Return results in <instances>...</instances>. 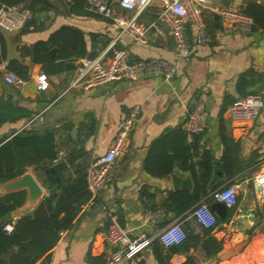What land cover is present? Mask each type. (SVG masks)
<instances>
[{
	"label": "crops",
	"instance_id": "obj_1",
	"mask_svg": "<svg viewBox=\"0 0 264 264\" xmlns=\"http://www.w3.org/2000/svg\"><path fill=\"white\" fill-rule=\"evenodd\" d=\"M106 1L117 13L127 17L135 14L121 8L116 0ZM249 2L264 6V0H205L200 17L210 40L206 44L196 43L194 28L185 26L186 42L191 46L188 59H179L168 28L162 23L158 24V30L150 27L146 42L141 43L128 33L119 34L113 19L89 11L86 1L83 5L74 0H22L10 4L30 8L33 18L15 33L0 30L5 39L7 62L21 63L27 74L22 77L27 83L16 89L4 82V68H0V145L24 130L39 134L50 131L56 150L53 164L64 163V176L73 178L86 172L88 165L106 152L120 120L134 108L138 111L125 147L94 204L83 205L72 227L61 232L49 255L35 264H102L111 253L105 237L114 216L131 229L132 235L159 231L174 221H181L186 233L190 230L201 235L204 230L195 233L188 218L195 206L181 215L168 213L163 206L169 193L192 189L190 174L175 165L169 175L157 177L147 170L145 162L155 139L179 128L186 132L187 116L198 101L203 102L207 110L206 127L198 134V152L208 150L213 159L219 161L223 146L218 129L222 122L227 136L239 143L241 158L247 161L254 154L257 158L248 172L220 186L237 184L238 178H244L239 184L237 205L228 208L230 222L226 224L218 219L217 226L210 229L214 237L222 241L221 251L206 260L200 250L195 254L203 264H262L264 202L252 178L264 170V105L254 119L245 121L231 119L228 108L242 97L236 89L237 82L247 70H251L255 81L247 92L262 93L264 102V30L228 32L227 22L221 16L222 10H242ZM162 6V1L152 0L136 20L144 26L151 24ZM215 13L221 16V29L214 25ZM63 27L83 34L87 54L92 52L96 56L105 50L110 52L112 47L123 48L131 62L162 60L175 67V74L170 79L161 75L145 76L88 88L71 87L81 58L58 60L59 49L52 46L49 49L52 61L62 63L53 73L50 64L35 63L30 56L23 57L19 53L22 47L48 40ZM52 48L56 49L53 56ZM67 62L74 66L67 68ZM7 69L11 70L8 65ZM40 73L47 75L49 83L43 92L31 87ZM187 142L190 141L187 139ZM198 159V155L193 157V160ZM25 173L31 174L41 186V199L47 196L49 191L43 185V172L28 165ZM173 175L189 177L191 187L174 188ZM201 201L206 202L204 198ZM254 217L260 218L257 225L250 221ZM183 259L179 251L173 252L170 263L178 264ZM130 264H158L154 243Z\"/></svg>",
	"mask_w": 264,
	"mask_h": 264
},
{
	"label": "trees",
	"instance_id": "obj_2",
	"mask_svg": "<svg viewBox=\"0 0 264 264\" xmlns=\"http://www.w3.org/2000/svg\"><path fill=\"white\" fill-rule=\"evenodd\" d=\"M0 1L10 5L22 0ZM85 1L74 0L79 5ZM241 11L251 18V31L264 30L263 5L249 2ZM52 46L59 49L57 59L61 61L83 58L88 53L83 34L71 27L60 28L48 40L38 41L31 47L24 46L19 53L23 57L30 56L35 63L50 64L54 73L62 63L52 61L49 55ZM6 59L5 39L0 33V63ZM8 68L21 77L27 76L26 67L15 60H8ZM252 74L251 70H247L239 77L236 89L242 97L252 93L247 92L255 83ZM218 132L223 146L218 162L208 150L198 152L199 135H194L192 141L187 142L186 132L181 128L152 142L145 161L152 175L167 176L177 165L178 169L188 172L193 180L192 189L169 193L163 203L168 213L181 215L203 198L211 203L210 195L214 190L227 181L231 183L255 164L256 154L247 161L241 158L239 143L227 136L222 122ZM197 155L199 159L193 160ZM55 158L54 136L50 131L39 134L24 130L0 145V183L22 175L25 167L32 165L34 170L43 172V185L49 191L32 210L16 218L11 213L24 204L26 192L21 190L0 196V264H35L37 260L47 257L58 242L60 233L72 227L83 205L89 200L86 173L66 178L63 174L65 164H53ZM10 221L14 222L13 231L6 234L2 230V223ZM221 249L222 241L214 237L212 230H204L201 235L189 230L179 246V253L184 259L178 264H203L195 254L196 250H200L206 260L215 257ZM154 254L158 264H171L173 252L164 249L158 241L154 242Z\"/></svg>",
	"mask_w": 264,
	"mask_h": 264
},
{
	"label": "built area",
	"instance_id": "obj_3",
	"mask_svg": "<svg viewBox=\"0 0 264 264\" xmlns=\"http://www.w3.org/2000/svg\"><path fill=\"white\" fill-rule=\"evenodd\" d=\"M118 5L126 10L135 11L134 16L127 17L117 13L106 0H86L87 9L96 14L112 18L119 34L128 33L135 41L144 43L150 27L158 30V24H164L173 39L179 59H188L191 46L186 42L185 23L194 28V41L206 44L210 36L201 21V9L205 0H160L163 6L159 10L154 22L142 25L136 16L142 12L152 0H116ZM222 18L227 22L228 32H249L252 29V20L241 10L225 9L221 11ZM33 18L32 12L22 6L0 3V30L6 33H15ZM8 62L4 60L0 68H4L2 78L4 82L16 89H21L27 80L7 69ZM175 74V67L162 61H136L131 62L127 50L112 47L93 58H81L75 69L71 87L83 86L85 88L105 85L115 81L137 80L145 76L161 75L170 79ZM38 92L46 91L49 87L45 73H40L33 80ZM263 95L260 92L249 93L235 100L228 108L231 119L245 121L254 119L263 108ZM137 108L120 120L118 130L106 152L97 156L86 168V184L89 192V205L94 204L99 192L108 181L122 150L125 147L129 132L137 116ZM207 110L203 102L198 101L187 116L185 130L187 139L192 141L194 135L202 133L206 127ZM264 162V160H262ZM264 166V165H263ZM252 182L259 191V196L264 202V170L252 178ZM239 184H229L214 190L210 198L212 202H222L227 208H233L238 203ZM190 224L195 233L212 229L217 226L218 219L210 209V203L200 201L192 209ZM14 222H3L2 230L6 234L13 231ZM127 225L118 222L117 217H112L106 233V243L111 248V253L103 264H130L146 248L158 241L165 248L180 245L187 233L181 221H174L163 229L151 233L138 232L131 234ZM180 258L177 256L176 260ZM264 264V260L262 261Z\"/></svg>",
	"mask_w": 264,
	"mask_h": 264
},
{
	"label": "water",
	"instance_id": "obj_4",
	"mask_svg": "<svg viewBox=\"0 0 264 264\" xmlns=\"http://www.w3.org/2000/svg\"><path fill=\"white\" fill-rule=\"evenodd\" d=\"M213 17L215 20V24H214L215 27L221 29L220 24H219V21L221 19L220 14L215 13ZM185 26H189V23L186 22ZM55 52H56L55 48H52L50 50V54L52 56L54 55ZM94 56L95 55L91 52L86 55V58H93ZM65 66L67 68H70V67H73L74 65L71 62H67ZM31 87L33 89H36V86L34 83H32ZM262 160H264V154L262 156ZM172 179H173L174 188H190L191 187V180L189 177L177 178L173 175ZM242 181H244L243 177L238 178L236 180V183L240 184ZM21 190H24L26 192V198H25L24 204L20 208L14 210L11 213V216L13 218H16L20 216L21 214L32 210L40 202L41 197H42L41 186L37 183L34 177L29 173H25L20 176H17L7 182H4V184L0 186V193L2 194L15 192V191H21ZM210 209L214 212L215 216L220 221H224L226 224L230 222V218L228 217V208L224 205V203L211 202ZM250 221H252L254 225H257L260 222V218L254 217V218H251ZM169 250H171L174 253H177L179 251V246L172 245L169 247Z\"/></svg>",
	"mask_w": 264,
	"mask_h": 264
}]
</instances>
